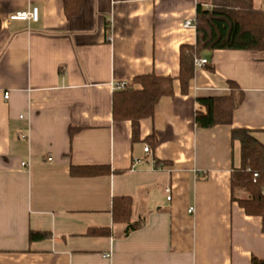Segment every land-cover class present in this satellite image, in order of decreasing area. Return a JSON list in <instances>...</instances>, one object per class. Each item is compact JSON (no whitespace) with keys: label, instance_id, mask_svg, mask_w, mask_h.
Listing matches in <instances>:
<instances>
[{"label":"crops","instance_id":"1","mask_svg":"<svg viewBox=\"0 0 264 264\" xmlns=\"http://www.w3.org/2000/svg\"><path fill=\"white\" fill-rule=\"evenodd\" d=\"M205 1L85 0L69 21L64 0H0V264L264 263L263 220L231 195L241 166L232 129L264 144V52L204 53L212 69L196 66L183 95L180 47L196 43L195 27L183 25ZM33 8L37 21L10 20ZM152 73L175 79L174 96L133 142L131 123L113 120V93ZM230 82L244 93L232 125L197 128L196 100L230 95ZM72 166L110 174L74 177ZM120 196L133 198L142 223L128 235L112 220ZM94 228L111 235L88 236ZM31 230L52 237L31 243Z\"/></svg>","mask_w":264,"mask_h":264},{"label":"trees","instance_id":"2","mask_svg":"<svg viewBox=\"0 0 264 264\" xmlns=\"http://www.w3.org/2000/svg\"><path fill=\"white\" fill-rule=\"evenodd\" d=\"M85 0H64V13L69 21L80 14ZM196 43L180 47V69L178 81L183 95L189 94L195 77V61L206 52L253 51L264 52V10L256 9L253 0H206L198 3L195 19ZM2 19L0 16V32ZM209 70L211 65H205ZM175 79L170 76L145 74L134 79L136 87L117 89L113 93L112 112L115 123L130 122L132 140L138 142L141 136V121L152 118L159 102L174 96ZM228 96L202 97L196 100L198 109L195 125L200 129L217 126H231L236 109L244 99L239 85L230 82ZM154 139V142H151ZM232 142L241 146V166L233 169L231 175L232 201L248 216L260 217L264 226V144L248 129H232ZM150 146L157 145V139H146ZM258 174L255 178L254 174ZM110 174L105 166H72L71 175L79 178ZM245 191L247 196L239 198L237 193ZM134 201L129 196L114 197L111 215L114 224L127 225L126 234L141 228V222H133ZM264 229V228H263ZM88 236L108 237L109 228L89 229ZM48 232L29 233L31 243L50 239ZM253 264H264L253 260Z\"/></svg>","mask_w":264,"mask_h":264},{"label":"built area","instance_id":"3","mask_svg":"<svg viewBox=\"0 0 264 264\" xmlns=\"http://www.w3.org/2000/svg\"><path fill=\"white\" fill-rule=\"evenodd\" d=\"M37 17H38V9L37 8H33L32 11L30 12H17V13H14L13 15H11L10 17V20H20V21H37ZM185 28H193L195 27V24L192 22V21H185L184 22V25H183ZM207 60H201V59H196L195 61V66L197 67H204L205 65H207ZM126 85L122 84V85H116V88L117 89H122V88H125ZM4 98L6 100L9 99V93H5L4 94ZM144 152L149 155L150 154V148L148 146H145L144 147ZM47 161L49 162H52V159L49 158L47 159ZM22 166H25V164H22ZM258 176V174H254V177L256 178ZM166 193L167 194H170L171 193V189L170 188H167L166 189ZM171 197H168V200H170ZM193 212V209L191 208L189 210V213H192ZM104 257L108 258L110 257V255H105Z\"/></svg>","mask_w":264,"mask_h":264}]
</instances>
